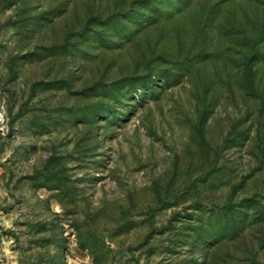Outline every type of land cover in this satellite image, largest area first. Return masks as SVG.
Returning a JSON list of instances; mask_svg holds the SVG:
<instances>
[{"label":"rangeland","instance_id":"rangeland-1","mask_svg":"<svg viewBox=\"0 0 264 264\" xmlns=\"http://www.w3.org/2000/svg\"><path fill=\"white\" fill-rule=\"evenodd\" d=\"M0 264H264V0H0Z\"/></svg>","mask_w":264,"mask_h":264}]
</instances>
